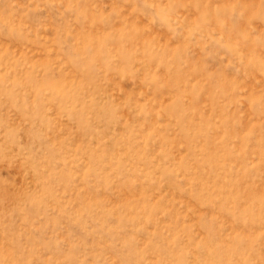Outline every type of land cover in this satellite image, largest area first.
I'll list each match as a JSON object with an SVG mask.
<instances>
[{
  "label": "rangeland",
  "instance_id": "374dc122",
  "mask_svg": "<svg viewBox=\"0 0 264 264\" xmlns=\"http://www.w3.org/2000/svg\"><path fill=\"white\" fill-rule=\"evenodd\" d=\"M0 264H264V0H0Z\"/></svg>",
  "mask_w": 264,
  "mask_h": 264
}]
</instances>
